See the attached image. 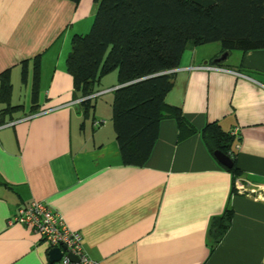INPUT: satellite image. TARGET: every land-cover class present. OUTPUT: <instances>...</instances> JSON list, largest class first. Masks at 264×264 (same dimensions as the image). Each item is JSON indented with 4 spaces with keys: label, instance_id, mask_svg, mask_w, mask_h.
Segmentation results:
<instances>
[{
    "label": "crops",
    "instance_id": "1",
    "mask_svg": "<svg viewBox=\"0 0 264 264\" xmlns=\"http://www.w3.org/2000/svg\"><path fill=\"white\" fill-rule=\"evenodd\" d=\"M96 12L95 0H0V75L10 81L5 94L0 78V264L51 262L39 233L10 223L35 200L101 264H264V47L220 62V43L187 48L150 158L126 165L112 111L86 110L66 69L72 37L90 31ZM209 123L237 129L235 179L202 138ZM226 208L231 224L215 243L209 229Z\"/></svg>",
    "mask_w": 264,
    "mask_h": 264
},
{
    "label": "trees",
    "instance_id": "2",
    "mask_svg": "<svg viewBox=\"0 0 264 264\" xmlns=\"http://www.w3.org/2000/svg\"><path fill=\"white\" fill-rule=\"evenodd\" d=\"M78 2L79 0H72ZM97 12L86 34H75L66 59L74 88L86 97V110L95 85L102 76L117 70L113 90L112 122L122 161L144 166L167 115L165 101L173 86L172 71L183 52L219 42L224 52L264 47V0H95ZM39 66V57L35 58ZM4 93L10 88L8 72L0 75ZM35 93V91H34ZM35 95V94H34ZM180 127L194 129L179 110H171ZM214 153L221 150L234 165L225 167L234 179L241 175L236 165L235 136L218 123L201 130ZM181 135V134H180ZM232 219L231 208L212 220L213 242L222 239Z\"/></svg>",
    "mask_w": 264,
    "mask_h": 264
},
{
    "label": "built area",
    "instance_id": "3",
    "mask_svg": "<svg viewBox=\"0 0 264 264\" xmlns=\"http://www.w3.org/2000/svg\"><path fill=\"white\" fill-rule=\"evenodd\" d=\"M197 68L221 69L211 65L197 66ZM13 123L14 121L10 124ZM232 134L237 135V129L232 130ZM243 189V186L238 188L240 192ZM14 222L30 226L51 247L62 249L61 258L48 264H101L100 261L91 258L85 251L81 233L71 229L64 217L43 201L35 200L21 206L10 219V223ZM72 256L77 259H73Z\"/></svg>",
    "mask_w": 264,
    "mask_h": 264
},
{
    "label": "rangeland",
    "instance_id": "4",
    "mask_svg": "<svg viewBox=\"0 0 264 264\" xmlns=\"http://www.w3.org/2000/svg\"><path fill=\"white\" fill-rule=\"evenodd\" d=\"M217 46H220L219 42H216ZM118 83V72L117 70L112 71L111 73L104 75L101 78V81L96 83V90H99L96 94L91 96L92 103L90 104L89 108H102L103 111H112V103L114 93L113 90L116 88ZM25 84H22V89L20 90V97L22 101L25 100ZM28 101L31 99L30 97L27 98ZM93 114V113H92Z\"/></svg>",
    "mask_w": 264,
    "mask_h": 264
},
{
    "label": "water",
    "instance_id": "5",
    "mask_svg": "<svg viewBox=\"0 0 264 264\" xmlns=\"http://www.w3.org/2000/svg\"><path fill=\"white\" fill-rule=\"evenodd\" d=\"M228 54H229V52H223L222 55H221V57L218 58L216 60V62H220V61L226 59V57L228 56ZM117 87H119V86L117 85L116 88ZM214 155H215V157L217 158V160L222 165L226 166L227 168H232L233 167L234 162H233L232 158L229 155L223 153L221 150H215ZM61 250L62 249L59 248V247L54 248V249L51 250V258H50L51 262L57 261V260H59L61 258V256H62V251ZM72 257L75 260L77 259L74 256H72Z\"/></svg>",
    "mask_w": 264,
    "mask_h": 264
}]
</instances>
